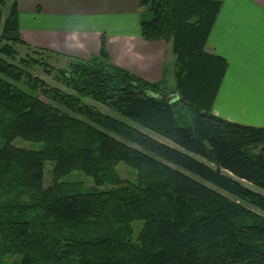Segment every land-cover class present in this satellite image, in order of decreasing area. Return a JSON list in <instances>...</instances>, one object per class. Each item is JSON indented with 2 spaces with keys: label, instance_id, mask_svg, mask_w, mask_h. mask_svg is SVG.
Listing matches in <instances>:
<instances>
[{
  "label": "trees",
  "instance_id": "1",
  "mask_svg": "<svg viewBox=\"0 0 264 264\" xmlns=\"http://www.w3.org/2000/svg\"><path fill=\"white\" fill-rule=\"evenodd\" d=\"M222 2L138 4L143 40L171 44L168 90L111 64L103 41L88 60L27 46L17 0H0V264H264V128L212 114L226 63L205 47ZM44 55L67 61L65 90L29 71L51 72ZM72 172L114 187L82 192L62 181Z\"/></svg>",
  "mask_w": 264,
  "mask_h": 264
},
{
  "label": "crops",
  "instance_id": "2",
  "mask_svg": "<svg viewBox=\"0 0 264 264\" xmlns=\"http://www.w3.org/2000/svg\"><path fill=\"white\" fill-rule=\"evenodd\" d=\"M143 1L17 0L19 35L29 47L79 60L98 56L103 41L111 64L155 83L172 47L141 37ZM205 49L226 63L212 114L264 128V0H223Z\"/></svg>",
  "mask_w": 264,
  "mask_h": 264
},
{
  "label": "rangeland",
  "instance_id": "3",
  "mask_svg": "<svg viewBox=\"0 0 264 264\" xmlns=\"http://www.w3.org/2000/svg\"><path fill=\"white\" fill-rule=\"evenodd\" d=\"M144 14L145 11L142 8L140 11V14ZM147 14V13H145ZM2 43H0L1 47ZM26 49H20L19 54L20 56L24 57L26 55ZM173 54L171 52L167 53L166 59H165V68H164V73L162 76V80L165 82V86L168 90L173 89L176 80L174 77V71H173V59H172ZM43 60L49 64V67L51 69V72L47 74L44 73L43 68L40 66H34L31 68L29 71L42 81H45L47 84L50 86H54L57 88H60L62 90H65L64 86L61 85L60 82L56 80V76L58 75L59 70L65 69L66 68V63L67 61L62 60L61 58H53V57H47L46 55L43 56ZM85 102H90L89 100H85ZM99 109L102 111H105L106 113L111 114L112 112L109 110H105L103 107H100V105H97ZM158 141L164 142L165 144H170L168 141H163L158 137H155ZM14 145L20 148L28 149V150H41L42 149V144L40 143H29L21 140H16L14 142ZM53 169V164L52 163H45V171H44V180H43V187L47 188L52 185V176H51V171ZM113 173H115L116 177L121 180V181H130V182H136V177L137 174L135 171H133L132 168L129 166L123 164V163H118L117 165L113 166ZM62 181L67 182V183H76L78 186H81L83 189L82 192L86 191H100V190H108L113 188V185L110 184H104L102 187L98 188L95 186L94 182L86 177L84 174L79 173V172H72L68 176L62 179ZM134 234L138 233L141 224L140 223H133L131 225ZM17 256H13L11 258L5 259L6 262H13L17 260Z\"/></svg>",
  "mask_w": 264,
  "mask_h": 264
},
{
  "label": "water",
  "instance_id": "4",
  "mask_svg": "<svg viewBox=\"0 0 264 264\" xmlns=\"http://www.w3.org/2000/svg\"><path fill=\"white\" fill-rule=\"evenodd\" d=\"M171 94H174V92H173V91H170V92H169V95H171Z\"/></svg>",
  "mask_w": 264,
  "mask_h": 264
}]
</instances>
